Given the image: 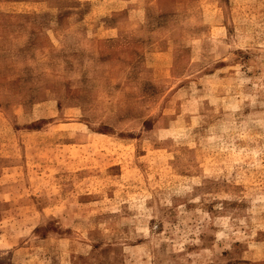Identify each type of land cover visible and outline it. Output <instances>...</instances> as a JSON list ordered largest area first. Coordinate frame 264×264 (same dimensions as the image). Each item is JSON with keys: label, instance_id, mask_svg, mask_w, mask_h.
Instances as JSON below:
<instances>
[{"label": "rangeland", "instance_id": "374dc122", "mask_svg": "<svg viewBox=\"0 0 264 264\" xmlns=\"http://www.w3.org/2000/svg\"><path fill=\"white\" fill-rule=\"evenodd\" d=\"M0 264H264V0H0Z\"/></svg>", "mask_w": 264, "mask_h": 264}]
</instances>
